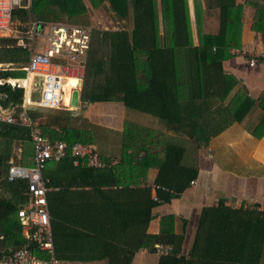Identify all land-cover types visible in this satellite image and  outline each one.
<instances>
[{
  "label": "trees",
  "instance_id": "1",
  "mask_svg": "<svg viewBox=\"0 0 264 264\" xmlns=\"http://www.w3.org/2000/svg\"><path fill=\"white\" fill-rule=\"evenodd\" d=\"M98 6L108 3L118 20L132 13L134 26L97 30L91 35L84 64L81 100L87 102L119 99L129 109L152 114L176 128L184 129L183 138L154 131L126 120L122 132L119 162L101 155L106 162L95 168L85 163L75 165L68 153L58 161H49L43 170L52 189L47 192L55 256L58 260H95L106 258L108 264H131L142 247L154 251L155 243L172 244L173 250L161 255L157 264H262L264 248V210L233 209L223 200L202 207L193 244L187 255L181 253L184 235L174 231V215L163 214L159 231L147 232L153 209L177 198L197 176L196 152L201 144L220 132L217 117L241 120L253 104L249 96L230 95L238 80L223 69V60L231 57V48L241 47V5L235 0H215L219 28L216 33H201L194 45L187 0H161L164 25L159 35L156 0H87ZM255 16L252 29L260 32L264 44V4L253 1ZM84 0H33L30 5L13 9L12 19L26 22L33 18L43 23L86 22ZM197 16V10H196ZM197 18V17H196ZM86 19V20H85ZM26 41V40H25ZM95 44V45H94ZM101 47L105 53H101ZM29 50L12 36L0 37V62L12 68L0 69V105L22 111L24 88L12 85L13 78H24ZM264 61V55L261 57ZM18 65V66H14ZM13 66L15 68H13ZM92 74L93 83L85 80ZM10 78V79H8ZM8 79L9 82L5 81ZM229 97V98H228ZM228 99V100H227ZM227 100V101H225ZM264 104V99L261 101ZM27 107L29 118L51 141L95 144L94 128L70 109L43 112ZM264 121H260L254 133ZM0 256L27 242L22 234L17 211L27 201L24 179H7L12 143L31 144L28 127L0 121ZM23 149L19 162L31 164V155ZM16 159V157H15ZM18 161V159H16ZM149 167L157 173L152 185H141ZM115 186L111 189L106 186ZM73 188L74 199L84 198V208L72 215L58 208ZM155 189V195L152 189ZM72 196V197H73ZM82 197V196H80ZM179 254V255H178Z\"/></svg>",
  "mask_w": 264,
  "mask_h": 264
},
{
  "label": "crops",
  "instance_id": "2",
  "mask_svg": "<svg viewBox=\"0 0 264 264\" xmlns=\"http://www.w3.org/2000/svg\"><path fill=\"white\" fill-rule=\"evenodd\" d=\"M235 1L237 4L241 5V47L231 48L230 52L233 55L223 60L222 64L224 71L234 75L238 80L236 85L232 88L230 95L237 92L242 96H249L253 104L241 120H231L224 123L225 119L229 120L230 118L228 116H222L221 118L217 117V120L213 121V123L215 122V126L222 124L224 128L217 134L211 136L206 144L198 146L196 152H190V158H193V156L196 158L198 168L197 176L192 180L193 183L190 182L189 186L179 197L172 198L170 202L160 203L156 206L153 209V218L147 227L148 233H158L161 216L166 213H172L174 215L175 233H183L184 235L181 247V253L184 255H187L192 247L195 230L203 206L216 205L219 200H223L227 206L233 209L256 208L258 210H264V123L261 125V128L254 133L260 121H264V104H261V101L264 99V61L261 60V57L264 55V44L261 33L252 29V22L255 16V8L252 3L256 0ZM261 2L264 4V0H261ZM187 3L192 40L193 44L197 45L199 44L197 19L200 22L201 33H216L219 28V11L215 6V0H187ZM156 7L158 11L159 35L161 37L164 32L161 0H156ZM121 21L127 22L126 28L129 30L134 26L132 13ZM120 28L121 26L111 30ZM13 32L11 34L5 33L0 35H3L2 37L14 36ZM15 37L18 38V43L25 42L23 37H19L18 35ZM103 52L104 51H101V53ZM87 53L88 51L81 57L83 58L82 61H80V58L72 61V63L77 62L76 65L71 64L73 66V75L71 76L78 74L81 78L76 80L63 77L64 93L62 103L66 105L63 109L70 110L74 108L70 106V97L73 89L78 88L81 91ZM252 56L256 57V61L253 63L250 62V57ZM12 65L11 63L0 62V69H11ZM25 65L21 68L24 69ZM13 68L15 67L13 66ZM28 76L29 75L25 76V78ZM34 77L35 75L32 76V81ZM8 79L5 81L9 82ZM13 79L20 81L9 83L24 88L23 102L26 100V107L35 106L34 102L36 100L32 99L31 91L32 81L30 84V82H27L25 79V85H23L21 80L24 78ZM2 80L3 79H1L0 82H2ZM79 104L80 111L78 113L92 124V128H96L93 126H100L108 130H94V133L95 135L97 134V136L99 135V142L101 143L100 154L109 157L111 159V164L118 163L122 154L121 140L124 122L126 120L136 122L154 131L162 132L176 138H183L186 134L184 129L169 125L152 114L134 110L142 113L143 115L141 116H143L144 120H138V118L135 117L138 116V114H133L132 112L130 113H132L134 118H127V113L124 110L125 106L119 99L87 102L82 101L80 98ZM0 106L15 110V106ZM106 109L108 110L107 120L103 118L105 117L103 113H106ZM116 110H119V116H114L115 112H117ZM152 117H155L157 120L149 119ZM140 121L143 122L141 123ZM94 146L97 149L96 142ZM19 149H21V147H18V152H16L15 156H12L20 160L23 150L21 149V152H19ZM18 154H21L20 158H18ZM156 173V167H149L146 171L144 182L141 185L153 186ZM51 189L50 187L48 191ZM104 189H111L109 193L110 196H115L113 193L115 186L112 185L110 188L105 186ZM73 191V188H71L70 192L65 196L63 195L64 199L66 198L68 200H63L61 203L57 204L62 213H67L72 216V213L77 211L80 212L84 208L83 203L85 198L82 194L78 195L76 198L77 200H75ZM152 194L155 195L154 188L152 189ZM160 256L161 255L155 250L150 251L148 248L142 247L134 254L131 264H157ZM58 261L59 264H108L106 258L88 261ZM260 262L264 264V248L262 250Z\"/></svg>",
  "mask_w": 264,
  "mask_h": 264
},
{
  "label": "built area",
  "instance_id": "3",
  "mask_svg": "<svg viewBox=\"0 0 264 264\" xmlns=\"http://www.w3.org/2000/svg\"><path fill=\"white\" fill-rule=\"evenodd\" d=\"M33 0H0V34H11L14 31L12 11L20 5H30ZM48 32L45 33V28ZM28 41L20 43L30 51L24 69L27 75L39 76L41 80V96L34 105L44 109H63V77L73 75L70 62L83 57L90 47L91 27L83 24L63 22L43 23L34 20L33 28L27 32ZM3 36V35H0ZM37 37L44 39L42 51H35L33 44ZM70 61V62H69ZM256 57H250L255 62ZM75 68V67H74ZM79 79L80 75L76 74ZM27 102L22 103V111L0 106V121L28 127L30 130L33 154L31 164H23L10 157L8 160L7 179H24L27 181L26 203L17 211L22 223V234L27 242L22 246L9 250L0 256V264H59L55 256L53 235L48 210L47 192L50 187L48 179L43 176L49 161H58L70 153L73 163L86 164L100 168L106 162L90 143H73L71 146L64 140L51 141L42 134L39 126L33 122L26 112ZM21 152V149H19ZM18 158L20 155L18 154ZM193 183V181H191ZM3 236L0 234V238ZM155 251L165 255L173 250L172 244L155 243Z\"/></svg>",
  "mask_w": 264,
  "mask_h": 264
},
{
  "label": "rangeland",
  "instance_id": "4",
  "mask_svg": "<svg viewBox=\"0 0 264 264\" xmlns=\"http://www.w3.org/2000/svg\"><path fill=\"white\" fill-rule=\"evenodd\" d=\"M85 3H86V7H87V20L86 22H79V23H83V25H87L89 27H91V35L93 38H95L97 36V30L96 29H99V30H103V29H113V28H118L120 26H127V22H122L121 20L119 21L118 18L116 17V15L114 14V12L112 10H110V7H109V4L108 3H101L100 5H98L97 7L96 6H93L91 5L87 0H84ZM13 20V25L12 27H14V32H13V35L12 37H15L16 35H18L19 37H23L26 41H28V31L30 29L33 28V24H34V19L33 18H30L29 21L26 22H19L18 19H12ZM67 19L65 17V20L63 23H69V22H66ZM126 21V20H125ZM24 26H23V24ZM48 32V28L46 27L45 28V33ZM45 41L43 38L41 37H37V39L35 40L34 44H33V47H34V50L35 51H42V48H43V45H44ZM95 45V44H94ZM101 51H105V48L104 47H101L100 48ZM30 53V51H29ZM83 58L80 59V61H82ZM71 64H74L76 65L77 62H74ZM14 66H18V65H14ZM84 75V73H83ZM26 76H27V73H26ZM34 80L32 81V99L34 100H37L40 98L41 96V89H42V85H41V78L38 77V76H35L33 78ZM93 77H92V74L91 72L88 73L85 77V80L88 81L89 84L93 83L92 81ZM83 83V81H82ZM82 85V84H81ZM81 88V86H80ZM80 104L78 107H74L72 108V112L73 113H76L77 117H79V119L81 120H74L72 121L74 124H81L82 125V115L79 114L78 112L80 111ZM59 109H44L42 110L43 112H55ZM124 110L126 111L127 113V118H134V116L132 115L137 113L138 116H135L136 118H138V120H144L143 119V115L142 113L140 112H136L134 110H129L127 108L124 107ZM117 112H115L114 116H119L120 112L119 110H116ZM106 113H103L105 114V117L103 118H106L107 117V112L108 110L106 109L105 110ZM132 112V113H130ZM140 115V116H139ZM149 119H156L155 117H152V118H149ZM107 120V118L105 119ZM157 120V119H156ZM108 122V121H106ZM141 123L143 121H140ZM162 122V121H161ZM87 123L91 125L92 127V124L87 120ZM93 127H96L94 128L95 131H101L102 129L104 131H108L107 129H104V128H101L100 126H93ZM111 131V130H110ZM99 136V135H98ZM96 135H94V138H95V141H96V144H97V151L100 153L101 152V143L99 142V137ZM101 137V136H100ZM0 143L2 146L5 145V142H3L2 139H0ZM12 153L15 155L16 152H18V147H21V149L23 150L24 148H28L27 152L28 154L32 155L33 154V145L32 144H26L25 146L21 145V144H18L16 142L12 143ZM22 154V152H21ZM20 154V155H21ZM23 157V155H22ZM62 264V263H61ZM64 264V263H63Z\"/></svg>",
  "mask_w": 264,
  "mask_h": 264
},
{
  "label": "water",
  "instance_id": "5",
  "mask_svg": "<svg viewBox=\"0 0 264 264\" xmlns=\"http://www.w3.org/2000/svg\"><path fill=\"white\" fill-rule=\"evenodd\" d=\"M80 100V90L75 88L72 90L71 97H70V106L71 107H78Z\"/></svg>",
  "mask_w": 264,
  "mask_h": 264
},
{
  "label": "bare ground",
  "instance_id": "6",
  "mask_svg": "<svg viewBox=\"0 0 264 264\" xmlns=\"http://www.w3.org/2000/svg\"><path fill=\"white\" fill-rule=\"evenodd\" d=\"M64 77H66V78H70V79H76V80L79 79L77 76H64ZM33 80H34V79H33ZM26 81H27V82H30V84H31V81H32V76H31V74L26 78ZM62 87H63V85H62ZM29 90H30V88H29ZM29 90H28V92H29ZM63 90H64V89H63Z\"/></svg>",
  "mask_w": 264,
  "mask_h": 264
}]
</instances>
